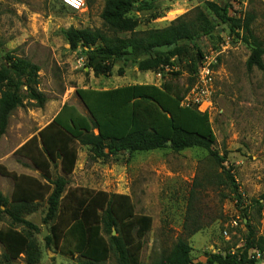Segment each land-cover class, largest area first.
<instances>
[{
  "label": "rangeland",
  "instance_id": "obj_1",
  "mask_svg": "<svg viewBox=\"0 0 264 264\" xmlns=\"http://www.w3.org/2000/svg\"><path fill=\"white\" fill-rule=\"evenodd\" d=\"M151 1L154 2L151 11L139 12L140 4H136L130 16L139 21V26L135 33L119 34L120 38L142 36L180 19L195 27L198 35L194 42L185 41L184 53L173 59V66L160 73L141 72L132 63L119 62L111 75L96 77L86 65L79 66L82 56L70 49L64 33L73 27L101 30L114 36L101 19L106 0H95L92 8L86 7L81 12L65 7L62 0H0L1 59L7 62V55L12 54L38 66L39 85L35 91L47 100L44 108H37L35 101L25 100V107L14 112L7 133L0 139V166L16 175L34 171L32 164L25 163L16 151L48 126L65 104L87 114L77 90L170 83L184 94L189 91L188 95L193 88L189 89L193 78L191 60L196 58L198 50L210 55L227 44L226 53L211 74L209 102L199 108L209 113L216 137L213 148L226 158L225 169L217 166L208 152L198 148L180 153L169 148L122 152L105 161L92 160L87 151L74 175L66 176L59 168L53 169V179L66 177L67 188L129 195L136 214L152 218L151 231L144 238L143 264H156L166 257L179 238L188 240L195 264H206L210 255L226 254L244 245L249 221L257 237L264 238V71L247 70L251 48L232 34L227 24L217 25L211 36H204L197 22L204 15L215 19L207 9L208 2L227 7L230 16L235 18L253 14L252 30L264 43V0H143ZM3 60H0V70ZM227 173L234 177L242 207H238L239 201ZM14 183L12 177L0 174V191L9 200ZM28 210L23 217L40 230L34 233L42 255L39 264H80L83 261L46 247L42 237L44 228L48 234L50 228V224L43 223L48 211L46 200ZM188 219L197 229L191 236L184 231ZM232 220H238V228L230 227ZM9 224L5 217L0 227ZM227 227L229 239L223 234ZM2 253L0 245V255ZM257 254L261 256L257 249L250 251L251 256ZM0 261L26 264L24 256L11 263ZM104 264H117L114 255ZM257 264H264V260L260 258Z\"/></svg>",
  "mask_w": 264,
  "mask_h": 264
},
{
  "label": "trees",
  "instance_id": "obj_2",
  "mask_svg": "<svg viewBox=\"0 0 264 264\" xmlns=\"http://www.w3.org/2000/svg\"><path fill=\"white\" fill-rule=\"evenodd\" d=\"M94 1L86 0V6L92 8ZM136 4H140L139 12L154 9L153 1L106 0L101 19L114 36H108L101 30L73 27L65 31L70 49L85 58V67L91 69L96 77L111 75L119 62L132 63L141 72L160 73L162 69L173 66V59L184 53L182 44L185 41L193 43L196 39L195 27L180 19L163 29L149 30L142 36L120 38L119 34L135 33L139 26V21L130 16ZM206 6L215 19L202 16L197 22L200 34L211 36L217 25L227 24L230 32L251 48L247 70L264 71V43L252 30L254 15L235 18L230 16L227 7L214 2H208ZM196 55L191 60L193 78L189 89L196 83L205 56L201 50ZM6 59L7 65L4 64L0 70V86L4 88H0V139L7 133L14 112L25 107V100L35 101L37 108H44L47 101L35 91L39 85L40 68L12 54ZM188 92L184 94L170 83L161 86L128 85L111 90H77L88 115H82L65 104L48 126L16 151L31 161L45 182L28 176L18 177L0 166V174L15 181L11 200L0 191V222L5 217L10 221L8 226L0 227V245L3 248L0 259L11 263L24 256L26 264L40 263L41 250L34 238V233L40 230L23 214L28 213V208L36 201L46 200L48 211L43 223L50 224L49 234L44 239L47 248L53 247L64 256H77L83 260L80 264H104L112 254L117 264H143L144 238L151 231L152 218L136 214L129 195L67 188L69 182L66 177L52 179L53 169L60 165L64 175H72L78 160V145L88 147L94 161H105L122 152H152L169 148L180 153L198 148L208 152L213 162L225 169L226 158L213 148L216 137L209 113L201 112L198 106L182 105ZM227 178L237 195L238 207H242V197L238 194L234 177L227 173ZM246 226L244 245L226 254H212L206 264H257L256 255L254 258L249 256V252L256 249L264 260V238L257 237L250 221ZM184 229L188 236L197 231L189 219ZM191 253L188 240L179 238L170 253L156 264H195Z\"/></svg>",
  "mask_w": 264,
  "mask_h": 264
},
{
  "label": "built area",
  "instance_id": "obj_3",
  "mask_svg": "<svg viewBox=\"0 0 264 264\" xmlns=\"http://www.w3.org/2000/svg\"><path fill=\"white\" fill-rule=\"evenodd\" d=\"M63 3L69 7L70 9L81 12L86 9V0H62ZM227 50V44L221 45L220 49L216 51H212L210 55H205L200 69L198 71V74L196 76V83L193 86V88L190 90V93L184 98V101L182 103L183 106H200L205 103L209 102L210 98V88H211V74L213 73L214 69L219 63L220 57L226 53ZM79 66L83 67L85 66V58L82 57L78 60ZM230 227L233 229H236L239 227L238 220H232L230 222ZM224 236L229 239L230 233L229 228L227 227L223 231ZM233 253V252H232ZM250 258H254L250 255ZM256 258L259 260L261 258L260 254L256 255Z\"/></svg>",
  "mask_w": 264,
  "mask_h": 264
},
{
  "label": "crops",
  "instance_id": "obj_4",
  "mask_svg": "<svg viewBox=\"0 0 264 264\" xmlns=\"http://www.w3.org/2000/svg\"><path fill=\"white\" fill-rule=\"evenodd\" d=\"M130 85H137V84H130ZM140 85H142V84H140ZM150 85V84H149ZM126 86H128V85H126ZM120 87H124V86H120ZM119 86L118 87H115V88H104V89H102V90H111V89H116V88H120ZM64 107V106H63ZM62 107V108H63ZM72 107H74V106H72ZM75 108V107H74ZM76 109V108H75ZM62 110V109H61ZM61 110L57 113V115L61 112ZM77 110V109H76ZM80 114H82V115H88V113L87 114H83V113H81L79 110H77ZM56 115V116H57ZM55 116V117H56ZM54 117V118H55ZM54 118L52 119V121L54 120ZM51 121V122H52ZM50 122V123H51ZM97 133V132H96ZM78 146H80V145H78ZM77 149H78V160H77V164H76V167H75V170H74V172H73V175L76 173V171H77V166H78V164H79V161H80V159L83 157V155H84V153H85V155L87 154L86 152L88 151V147H83V146H80V148H78L77 147ZM88 153H89V151H88ZM23 157V156H22ZM25 160V163H27V164H32L31 163V161L29 160V159H27V158H25V157H23ZM32 166L34 167V171H29V172H21V173H18L17 174V176L18 177H20V176H28V177H32V178H36V179H39V180H41L42 182H45V180L42 178V176H41V172L39 171V170H37L36 168H35V166L32 164ZM58 168L60 169V171L62 172V170H61V166L60 165H58ZM59 171V172H60ZM63 173V172H62ZM71 176V175H70ZM52 177H53V174H52ZM62 177H64V176H62ZM53 179V178H52ZM14 189H15V183H14V185H13V189H12V194H11V199H12V196H13V193H14ZM39 202L38 201H36L35 202V205L36 204H38Z\"/></svg>",
  "mask_w": 264,
  "mask_h": 264
},
{
  "label": "water",
  "instance_id": "obj_5",
  "mask_svg": "<svg viewBox=\"0 0 264 264\" xmlns=\"http://www.w3.org/2000/svg\"><path fill=\"white\" fill-rule=\"evenodd\" d=\"M0 60H3V59H1V53H0ZM3 63H4L5 65H7V62L4 61V60H3ZM168 144L170 145L171 143L168 142ZM115 234H116V232H113V235H115ZM47 236H48V230H47L46 228H44V230H43V232H42V237L45 239Z\"/></svg>",
  "mask_w": 264,
  "mask_h": 264
}]
</instances>
